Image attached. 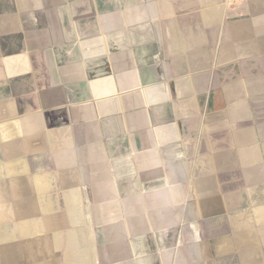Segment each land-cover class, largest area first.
Returning <instances> with one entry per match:
<instances>
[{
    "label": "crops",
    "instance_id": "crops-1",
    "mask_svg": "<svg viewBox=\"0 0 264 264\" xmlns=\"http://www.w3.org/2000/svg\"><path fill=\"white\" fill-rule=\"evenodd\" d=\"M24 128L62 160L81 224L35 254L264 264V0H0V141Z\"/></svg>",
    "mask_w": 264,
    "mask_h": 264
},
{
    "label": "rangeland",
    "instance_id": "rangeland-1",
    "mask_svg": "<svg viewBox=\"0 0 264 264\" xmlns=\"http://www.w3.org/2000/svg\"><path fill=\"white\" fill-rule=\"evenodd\" d=\"M19 131L17 132V136L0 141V165L3 164L5 168L3 169L4 179L0 182H4L7 186V193L4 195L6 198L0 200V238L2 237L3 239V245L5 242L9 245L8 252L6 250L5 255L2 254V256L0 241V264H51L53 258L55 260L53 264H73V262L75 264V261L72 260L73 258L81 262L86 255L85 252L84 254L77 252L73 258L72 256L68 257L66 253V230L69 227L79 229L81 224L78 220L72 221L69 216L71 207L64 205V190L61 187L62 178L58 174L62 160L58 157L57 153L53 152L48 146H44L45 144L30 142L28 128L22 129L21 132ZM12 166L14 169L12 171L13 174H8V170H11ZM15 175L18 176V179L19 177H23V181L28 185H31L39 175H44L47 179H51L49 180L51 185L49 189H45L42 192L30 191V194L25 195L14 191V185L18 180ZM32 197H34V203L37 202V198L40 199L41 207H28V201ZM47 202L51 206L50 208L46 206ZM47 209L52 210L55 215L56 220H54V225H51L50 218L46 215ZM28 210L29 213L27 212ZM26 219L33 220L36 225H33V229L30 224L29 230L24 232V238H20V243L23 242L24 245L23 250L19 254L20 256H17L12 252L10 245H12L14 240L18 242V239L13 238V234H18L14 230L16 225L20 226L21 221ZM60 230L65 243L63 242L64 244L57 252L48 253L49 255L47 256H41L39 253L35 254L36 250L33 246L35 245V241L37 240L38 243L43 240L39 237L45 236L48 232ZM8 236L9 241L6 238ZM35 237H37L36 240L34 239ZM11 238L14 240H11ZM91 254V258L93 259L92 264H96L97 252H91Z\"/></svg>",
    "mask_w": 264,
    "mask_h": 264
}]
</instances>
